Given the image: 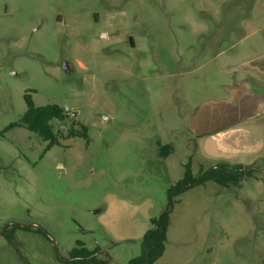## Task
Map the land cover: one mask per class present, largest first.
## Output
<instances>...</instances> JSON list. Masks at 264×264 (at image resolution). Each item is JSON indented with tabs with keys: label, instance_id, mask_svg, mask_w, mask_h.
<instances>
[{
	"label": "rangeland",
	"instance_id": "rangeland-1",
	"mask_svg": "<svg viewBox=\"0 0 264 264\" xmlns=\"http://www.w3.org/2000/svg\"><path fill=\"white\" fill-rule=\"evenodd\" d=\"M252 75L264 80V0H0V264H66L78 242L109 264L140 256L187 164L196 178L244 168L206 156L189 122ZM27 93L67 113L46 154L10 127ZM82 127L89 143L69 136ZM245 169L238 188L175 199L173 264H264V163Z\"/></svg>",
	"mask_w": 264,
	"mask_h": 264
},
{
	"label": "crops",
	"instance_id": "crops-1",
	"mask_svg": "<svg viewBox=\"0 0 264 264\" xmlns=\"http://www.w3.org/2000/svg\"><path fill=\"white\" fill-rule=\"evenodd\" d=\"M236 80L224 86L223 97L208 100L197 110L189 122V130L206 156L227 164L241 159L240 165L245 169V163H264V80L261 75ZM171 245L167 229L165 252L154 264L174 263ZM202 255L183 264H197L198 259L199 264H210V257Z\"/></svg>",
	"mask_w": 264,
	"mask_h": 264
},
{
	"label": "trees",
	"instance_id": "trees-1",
	"mask_svg": "<svg viewBox=\"0 0 264 264\" xmlns=\"http://www.w3.org/2000/svg\"><path fill=\"white\" fill-rule=\"evenodd\" d=\"M25 102L27 105L26 113L18 123L12 124L10 127H25L30 132L39 135L45 142H48L44 151V154H46L53 147L59 145L61 139H67L62 132L56 133L52 125L55 120L66 121L68 119L66 111L57 105L38 107L29 93L25 95ZM69 136L70 138L84 137L89 143L87 127H82L81 131L71 129ZM164 152L166 153V149H164ZM252 175V169H244L243 167L229 169L221 166L196 178L191 164H187L184 177L168 191L169 200L165 211L159 217H153L150 220L151 228L141 241L140 256L131 259L129 264H154L163 256L166 249L167 229L177 197L208 181L215 182L228 189L238 188L246 177H252ZM99 251L100 249L90 250L82 242H78L77 247L71 251V258L66 264H109L108 260L101 259L98 256Z\"/></svg>",
	"mask_w": 264,
	"mask_h": 264
},
{
	"label": "water",
	"instance_id": "water-1",
	"mask_svg": "<svg viewBox=\"0 0 264 264\" xmlns=\"http://www.w3.org/2000/svg\"><path fill=\"white\" fill-rule=\"evenodd\" d=\"M65 68L67 69V66H65Z\"/></svg>",
	"mask_w": 264,
	"mask_h": 264
},
{
	"label": "built area",
	"instance_id": "built-area-1",
	"mask_svg": "<svg viewBox=\"0 0 264 264\" xmlns=\"http://www.w3.org/2000/svg\"><path fill=\"white\" fill-rule=\"evenodd\" d=\"M67 114V113H66Z\"/></svg>",
	"mask_w": 264,
	"mask_h": 264
}]
</instances>
